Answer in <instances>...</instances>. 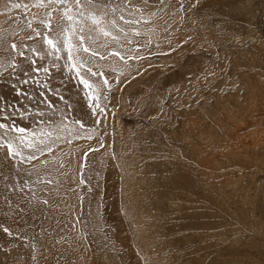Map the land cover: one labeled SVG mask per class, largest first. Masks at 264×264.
Masks as SVG:
<instances>
[{
  "label": "rangeland",
  "instance_id": "obj_1",
  "mask_svg": "<svg viewBox=\"0 0 264 264\" xmlns=\"http://www.w3.org/2000/svg\"><path fill=\"white\" fill-rule=\"evenodd\" d=\"M80 5L0 0V145L24 128L42 149L0 146V218L31 220L0 223V264H264V0ZM65 7L77 31L93 27L82 10L117 20L116 40L89 33L106 59L79 69L98 107L44 41L62 39Z\"/></svg>",
  "mask_w": 264,
  "mask_h": 264
},
{
  "label": "snow or ice",
  "instance_id": "obj_2",
  "mask_svg": "<svg viewBox=\"0 0 264 264\" xmlns=\"http://www.w3.org/2000/svg\"><path fill=\"white\" fill-rule=\"evenodd\" d=\"M40 3H43V0H40ZM49 4L56 3V4H67L68 0H48ZM93 3V0H86V4L90 5ZM15 7H19V5H14ZM75 6L77 8H80V0H75ZM104 7H107L105 5ZM112 12H115L116 9L112 8ZM50 15V14H49ZM78 15L83 19H88L91 21V25L93 27H90L85 30L83 26H81L78 31L73 28V25L77 23V20L75 16L72 14L71 7H65L62 13V19L67 22V26L62 28V31L60 33V37L62 39H53L49 37L47 34L44 36V41L46 44L49 45L51 49H53L55 52L60 51H66L67 52V60H68V67L72 70L76 71L77 76H80L79 69L85 68L88 64V60L85 59V55H88L89 59L92 57L99 56L100 59H106L105 56H102L98 50H96L93 46L95 45V39L89 34L93 31H96L98 34H102L105 37H112V39L116 40L118 39L117 36H114L113 33L108 30L107 25L108 23L111 24L112 27L117 26V20L112 19L110 22L105 20V17L107 16V12H101L97 14L95 11H88L87 16H85V11H80ZM120 20H124V16L121 15L119 17ZM125 23L132 24V23H138V21H125ZM31 26V25H29ZM121 32H123V29H120ZM39 35V33H37ZM136 35H139V32H136ZM75 40V42H74ZM131 43V41H129ZM12 49H16L17 45L12 44ZM102 47H107V44L102 45ZM23 55V53H20ZM109 55L114 57H119L120 60H124V56L116 50H112ZM131 59V57H129ZM45 72L48 70L45 68ZM87 73L91 76H103L104 74L100 71H93L91 67H87ZM81 83L84 85L85 88L89 89V95L92 96V99L96 101V107L99 106V96L97 94L96 86L90 82V80L84 76H80ZM103 83L105 85L108 84L107 79L103 80ZM75 124H78L81 128L84 127V125L80 121H75ZM7 127L4 124H0V128ZM67 128V126H65ZM16 132H18L20 135L17 138L19 143H14L12 139L4 140V143L0 146H6L7 148V155L9 157L14 156H21L22 153L20 151L19 145L23 144L24 146L28 148H36V151H40L42 153V149L39 147H36L35 140H29L28 137L25 135L26 129L24 128H16L14 129ZM69 134L71 135V130H68ZM45 135H51L50 133H47ZM74 138L79 139V135L75 136ZM88 139H91V135L87 136ZM3 137H0V140H3ZM70 142V141H69ZM40 144H44V140L41 139L39 141ZM47 147L48 151H51V147L45 145ZM35 155L29 156L28 159L32 160L35 159ZM46 203V202H45ZM5 232H8V229H4Z\"/></svg>",
  "mask_w": 264,
  "mask_h": 264
},
{
  "label": "bare ground",
  "instance_id": "obj_3",
  "mask_svg": "<svg viewBox=\"0 0 264 264\" xmlns=\"http://www.w3.org/2000/svg\"><path fill=\"white\" fill-rule=\"evenodd\" d=\"M35 30L36 31H38L37 30V28H35ZM28 49V48H27ZM18 74L20 73V71L19 72H17ZM16 73V74H17ZM12 76H14V75H12ZM11 76V78L9 79V81H10V84L14 81V78ZM17 79V78H16ZM15 79V80H16ZM7 82V81H6ZM19 82H20V80H19ZM9 84V83H8ZM22 88H26V87H22ZM21 88V89H22ZM261 90V89H260ZM259 90V91H260ZM261 92H263L264 93V91H261ZM261 94V93H260ZM50 98H51V96H50ZM2 102V101H1ZM5 102V101H4ZM225 102H228V101H225ZM225 102H223V103H225ZM222 105V104H221ZM223 107H224V104H223ZM224 112V111H223ZM221 113H222V111H217V115L216 116H214V119H217V120H220L221 119ZM48 114V113H47ZM25 125V124H24ZM24 127V126H23ZM11 131V130H10ZM11 137L10 138H12V139H17L18 137H19V135L20 134H18L17 133V135L16 134H13V133H11V132H9L8 133ZM263 142V141H262ZM251 164V163H250ZM255 164V163H254ZM104 165V164H103ZM104 167H106V166H104ZM105 170V169H104ZM243 171V170H242ZM237 173H239V172H237ZM251 173V172H250ZM253 173V172H252ZM239 174H241L242 175V172H240ZM256 174V173H255ZM237 175V174H236ZM254 177V176H253ZM252 179V178H251ZM238 182H239V180H237ZM231 182H233V180L231 181ZM253 182V181H252ZM251 182V183H252ZM233 183H235V182H233ZM251 186V185H250ZM180 190H181V188L180 187H174V188H172L171 189V191H170V193L172 192L173 194H171L170 195V193H169V197H168V200H169V207H170V209L172 208V203H174V202H172L170 199H175V200H177L176 198H179L177 201H176V203H175V206L178 204V203H180V201L183 199L184 200V198L186 199V197L185 196H187V195H185L184 196V194L183 193H186V191H184L183 193H182V190H181V192H180ZM180 196H179V195ZM174 206V205H173ZM174 206V207H175ZM257 207V206H256ZM255 207V208H256ZM24 208V207H23ZM64 208V207H63ZM60 209H62V208H60ZM23 211V210H22ZM27 211V210H26ZM26 211H23L24 212V214L26 213ZM174 211V210H173ZM23 212L22 213H19V215L21 214L22 216H23ZM262 217H264V211L262 210V208H261V206H260V204H258V211H257ZM27 214H28V212H27ZM18 215V217H12L13 218V220L11 221H9L8 220V218H0V223H2V221L3 220H6V221H8V222H10V223H8V224H4L5 226V228H7V229H15L16 228V230L15 231H21L22 229H24V227H26V225H23L22 227H21V225H19L20 223H18V221L21 219V221H24V219H25V224H27V225H31V220H29V215H25V218L24 219H22V216L20 215L19 216ZM256 215H258V214H256ZM261 219H263V218H261ZM264 221V220H263ZM33 222V221H32ZM55 226V225H54ZM56 228V230H57V226L55 227ZM55 228L53 227V230H55ZM26 229V228H25ZM27 230H28V228H27ZM55 230V231H56ZM24 231V230H23ZM54 232V231H53ZM144 232V231H143ZM24 233H26V232H24ZM44 239H46V237H48L46 234H44L43 236H42ZM42 237L40 238V239H42ZM49 238V237H48ZM47 238V239H48ZM50 239V238H49ZM184 239H185V237H184ZM189 237H188V241H189ZM38 240V239H37ZM37 240H36V242H37ZM46 241H48V240H46ZM187 241V242H188ZM49 242H53V241H49ZM48 242V243H49ZM43 243H44V241H43ZM43 243H41V244H43ZM51 243H49V244H51ZM39 244H40V242H39ZM47 242L46 243H44V246H42V247H44L45 248V246L47 247ZM36 245V244H35ZM49 246H51V245H49ZM187 247V246H186ZM43 248V249H44ZM162 250V249H161ZM195 251V250H194ZM193 252V250H191V253ZM196 254H197V252H196ZM201 256V255H200ZM255 259V262L257 263V264H260V261H261V259H259L258 257H255L254 258ZM252 261V260H251ZM253 262V264H256V263H254V261H252ZM248 264H250V262L248 261Z\"/></svg>",
  "mask_w": 264,
  "mask_h": 264
}]
</instances>
